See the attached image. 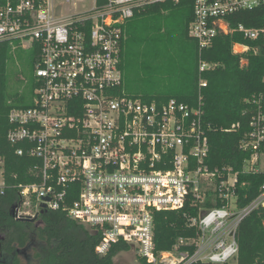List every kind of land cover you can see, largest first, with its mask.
I'll return each instance as SVG.
<instances>
[{"label":"built area","instance_id":"obj_1","mask_svg":"<svg viewBox=\"0 0 264 264\" xmlns=\"http://www.w3.org/2000/svg\"><path fill=\"white\" fill-rule=\"evenodd\" d=\"M71 0H0V42L13 49L40 50L28 107H12L6 138L17 155L39 159V181L17 184L15 219L33 218L40 210L62 209L72 220L101 235L95 253L104 255L126 243L148 264H223L237 256L240 221L264 208L259 193L239 204L242 175L264 174V91L247 98V130L238 148L247 153L240 166L208 162V125L204 122L200 78L194 104L170 98L143 101L126 95L119 67L126 26L145 3L179 0H106L74 12ZM264 6V0H193L188 35L198 50L218 34L238 31L243 38L264 40V24L232 27L226 16ZM249 46L234 42L232 52ZM199 60V72L211 68ZM264 82V77H263ZM233 123L227 130H236ZM4 160L0 156V194ZM75 194V198L68 199ZM45 204V207L41 205ZM185 211L195 237H180L174 248L157 251L153 213ZM191 208L196 211L193 214ZM193 250V251H190Z\"/></svg>","mask_w":264,"mask_h":264},{"label":"trees","instance_id":"obj_2","mask_svg":"<svg viewBox=\"0 0 264 264\" xmlns=\"http://www.w3.org/2000/svg\"><path fill=\"white\" fill-rule=\"evenodd\" d=\"M100 5L106 0H96ZM193 19V0L176 3H145L135 11L126 26L127 37L121 50L119 67L123 74V91L143 101L164 102L170 98L194 104L198 95L199 79L206 80L203 95L204 122L208 125V162L240 166L247 153L238 148V142L247 130L249 116L245 112L247 98L253 92L264 91V40L243 38L238 31L218 34L210 47L198 50L197 42L188 35V24ZM232 27L264 24V6L244 9L226 16ZM234 42L249 46L243 54L247 64L240 65L242 54H234ZM17 48V47H16ZM15 48V49H16ZM8 41L0 42V156L4 160L3 193L0 194V264H21L19 253L35 243V264H127L115 261L121 251L129 249L126 243H117L104 255L95 253L101 235L72 220L62 209L44 210L35 221L15 219L12 208L19 201L17 184L39 181V159L17 155L7 132L12 127L7 114L12 107H28L32 100L14 90L8 76V63L15 50ZM29 64L34 68L40 59L36 43L26 49ZM213 66L199 72V60ZM34 91V79L31 81ZM239 123L236 130H227ZM246 184L239 190V204L245 205L260 191L264 174L242 175ZM75 198V194L68 199ZM153 213L154 242L157 251L174 248L180 237H195L196 229L187 226L185 211ZM195 209L191 208L194 214ZM237 256L232 264H264V208L243 218L236 230ZM193 251V250H190ZM136 264H148L140 259ZM212 264V263H191ZM230 264V263H223Z\"/></svg>","mask_w":264,"mask_h":264},{"label":"rangeland","instance_id":"obj_3","mask_svg":"<svg viewBox=\"0 0 264 264\" xmlns=\"http://www.w3.org/2000/svg\"><path fill=\"white\" fill-rule=\"evenodd\" d=\"M93 0H71L70 3L63 5L62 9L65 12H74L77 10H85L91 7ZM10 62L8 63V76L11 87L23 93L26 99L32 100L33 92L31 90L33 80V70L29 62V55L26 49L17 47L13 53ZM124 82V80H123ZM1 182V181H0ZM36 244L33 242L19 253L21 264H35L33 258L34 248ZM115 261L124 262L127 264H136V255L133 250H125L119 252L115 257ZM233 261L228 263L232 264Z\"/></svg>","mask_w":264,"mask_h":264},{"label":"water","instance_id":"obj_4","mask_svg":"<svg viewBox=\"0 0 264 264\" xmlns=\"http://www.w3.org/2000/svg\"><path fill=\"white\" fill-rule=\"evenodd\" d=\"M41 206L45 207V204H42ZM43 211H44V209H41L40 213L43 212ZM12 215H13V208H12ZM37 217H38V215L33 217V218H24L23 220L35 221L37 219Z\"/></svg>","mask_w":264,"mask_h":264}]
</instances>
